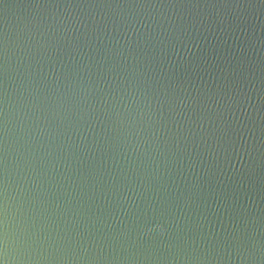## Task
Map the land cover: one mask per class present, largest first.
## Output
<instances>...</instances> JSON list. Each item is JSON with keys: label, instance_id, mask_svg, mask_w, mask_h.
<instances>
[{"label": "water", "instance_id": "95a60500", "mask_svg": "<svg viewBox=\"0 0 264 264\" xmlns=\"http://www.w3.org/2000/svg\"><path fill=\"white\" fill-rule=\"evenodd\" d=\"M0 264H264V0H0Z\"/></svg>", "mask_w": 264, "mask_h": 264}]
</instances>
